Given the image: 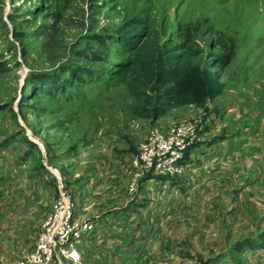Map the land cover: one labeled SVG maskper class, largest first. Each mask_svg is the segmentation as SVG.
<instances>
[{"label": "rangeland", "instance_id": "1", "mask_svg": "<svg viewBox=\"0 0 264 264\" xmlns=\"http://www.w3.org/2000/svg\"><path fill=\"white\" fill-rule=\"evenodd\" d=\"M97 3L0 0V264L33 249L60 188L72 199L73 225L92 226L75 243L82 264H264L250 246L264 233L261 182L186 164L180 176L140 177L132 165L152 131L186 120L202 128L200 144L226 129L236 135L245 115L264 116V0ZM126 17L162 25L164 40L178 24L197 27L207 65L233 43L222 96L202 85L164 118H131L124 88L100 79L105 64L87 59L119 55L92 36L109 37ZM235 156L240 165L249 158Z\"/></svg>", "mask_w": 264, "mask_h": 264}, {"label": "trees", "instance_id": "2", "mask_svg": "<svg viewBox=\"0 0 264 264\" xmlns=\"http://www.w3.org/2000/svg\"><path fill=\"white\" fill-rule=\"evenodd\" d=\"M95 1L98 9L109 7L115 10L113 4L117 0ZM199 34L197 27L181 23L176 26L174 38L164 40L166 30L162 25L156 26L147 19L126 17L109 37L92 36L99 44L111 41L119 55L114 59L91 55L87 59L105 64L100 79L124 88L131 100L127 107L131 118L158 120L164 118L175 104L193 102L195 89L202 85H207L214 99L226 90L221 80L235 60L234 44H230L225 54L208 59L210 64L207 65L205 55L196 45ZM210 69L217 71L212 73ZM53 85L55 83L48 85L51 91L55 88ZM195 146L185 153L184 164ZM255 238V242L250 240V246L255 249L259 245L264 247V233Z\"/></svg>", "mask_w": 264, "mask_h": 264}, {"label": "built area", "instance_id": "3", "mask_svg": "<svg viewBox=\"0 0 264 264\" xmlns=\"http://www.w3.org/2000/svg\"><path fill=\"white\" fill-rule=\"evenodd\" d=\"M202 130L196 124L183 120L165 131H152L132 161L138 176L157 173L169 177L180 176L184 169L185 153L197 143ZM72 199L60 188V194L51 212L44 220L34 247L14 264H82L75 243L92 230V226L73 225Z\"/></svg>", "mask_w": 264, "mask_h": 264}, {"label": "crops", "instance_id": "4", "mask_svg": "<svg viewBox=\"0 0 264 264\" xmlns=\"http://www.w3.org/2000/svg\"><path fill=\"white\" fill-rule=\"evenodd\" d=\"M251 114L240 118L243 119L244 124L239 129L235 127L237 131L239 130L236 135L228 133L227 129L222 136L219 135L220 137L211 138L208 141H205L206 135H203L200 144H196L195 148L189 152L185 164L188 166L201 165L204 170L208 167V171L211 168L218 169L219 174L224 171L225 174L228 173L231 176L235 174L234 172L242 170L246 172L247 179L255 183L261 182L264 185V130L261 131V136L259 132V126L264 124V116L261 114L252 119ZM242 153L243 156L249 155V158H243L240 165L239 162L241 161L235 155H242ZM224 176L226 177V175ZM164 182L166 185L176 186L172 180H165ZM178 184L179 182L177 186H179ZM180 186H183L185 190L189 186L188 180L181 182ZM107 217H101L100 221ZM258 251L264 252V247L256 248V252Z\"/></svg>", "mask_w": 264, "mask_h": 264}]
</instances>
